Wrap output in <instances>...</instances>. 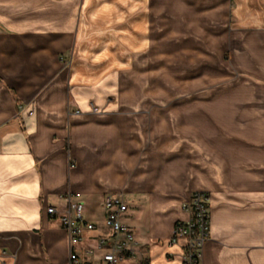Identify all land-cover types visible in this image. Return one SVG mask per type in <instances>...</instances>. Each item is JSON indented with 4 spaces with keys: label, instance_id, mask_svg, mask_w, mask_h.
I'll use <instances>...</instances> for the list:
<instances>
[{
    "label": "crops",
    "instance_id": "1",
    "mask_svg": "<svg viewBox=\"0 0 264 264\" xmlns=\"http://www.w3.org/2000/svg\"><path fill=\"white\" fill-rule=\"evenodd\" d=\"M176 1L198 90L183 108L138 111L141 124L135 92L112 90L114 63L88 60L128 48L115 61L135 79L148 37L135 0H0V264L68 263L67 233L46 214L65 195L95 224L93 248L108 194L124 197L144 259L179 264L184 242H168L195 192L209 196L201 264H264V0ZM164 34L171 44V25Z\"/></svg>",
    "mask_w": 264,
    "mask_h": 264
},
{
    "label": "rangeland",
    "instance_id": "2",
    "mask_svg": "<svg viewBox=\"0 0 264 264\" xmlns=\"http://www.w3.org/2000/svg\"><path fill=\"white\" fill-rule=\"evenodd\" d=\"M156 2L154 6H150L135 0V31L138 29L139 32L146 31L148 36L144 40L139 38V47L135 40V79L131 78L128 64L122 65L121 62L119 64L115 61L127 59L128 48H110L111 51L102 58L103 64L100 66L92 64V60L88 59L91 71L106 65L113 66L114 63L117 85L116 87L112 85V90L126 94L135 92V121L141 124H147L149 117L148 113H140L141 116L138 118V111L183 108L186 106V100L193 97L192 94L198 90L195 78L196 61L193 57L195 53L188 50L185 43H181V36L185 34L181 32L179 20L181 6L176 0H172L170 5H163L162 0ZM170 16L172 20L169 21L166 17ZM166 25L168 28L171 25V44L167 43L170 37L164 36ZM112 44L114 46V43ZM78 49L75 48L73 61L77 60L75 54ZM90 54H87V58H90ZM62 61L63 66L69 68L70 61H65V58ZM112 70L113 68L110 71ZM106 78L108 77L104 76L103 80ZM212 90L213 87H210L204 91ZM110 99H113V96L106 98V104L111 101ZM93 108H96V111H93ZM91 110L98 113L101 108L91 105ZM95 214L97 215V210Z\"/></svg>",
    "mask_w": 264,
    "mask_h": 264
},
{
    "label": "built area",
    "instance_id": "3",
    "mask_svg": "<svg viewBox=\"0 0 264 264\" xmlns=\"http://www.w3.org/2000/svg\"><path fill=\"white\" fill-rule=\"evenodd\" d=\"M62 198L66 202L64 210L57 212L49 207L46 214L57 219L67 233L70 246L67 264H150L137 247L133 230L124 221L127 206L121 194L104 196V232L97 236L93 248L82 247L85 233L96 231L95 224L85 218L83 204L70 195ZM182 208L188 212V219L174 224L168 244L184 242L179 264H201L210 230L209 196L205 192H195Z\"/></svg>",
    "mask_w": 264,
    "mask_h": 264
}]
</instances>
